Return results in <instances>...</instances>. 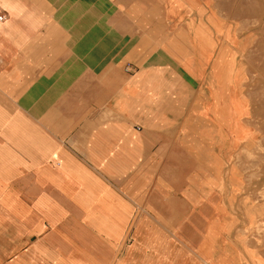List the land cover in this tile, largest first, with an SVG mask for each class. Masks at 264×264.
<instances>
[{
	"label": "crops",
	"instance_id": "crops-1",
	"mask_svg": "<svg viewBox=\"0 0 264 264\" xmlns=\"http://www.w3.org/2000/svg\"><path fill=\"white\" fill-rule=\"evenodd\" d=\"M128 1L0 0V264H264L246 34Z\"/></svg>",
	"mask_w": 264,
	"mask_h": 264
},
{
	"label": "rangeland",
	"instance_id": "rangeland-1",
	"mask_svg": "<svg viewBox=\"0 0 264 264\" xmlns=\"http://www.w3.org/2000/svg\"><path fill=\"white\" fill-rule=\"evenodd\" d=\"M102 1V2H101ZM109 5H115V0H107ZM105 0H92L91 6L93 10V26L97 27L99 22V14L95 15V11L98 10L100 4H105ZM124 5H134L139 7L137 9L140 13H125L123 14L122 22L125 23L123 43H126L129 36H136L135 30H130L127 22H135L142 20V9L148 6V10L155 13V20L157 25L163 22V15L161 12V5L159 0H129ZM124 11H130L131 8L123 7ZM214 15L218 17L220 23L226 28L227 33L233 32L236 36V32L246 34L248 40L245 45H241L240 49L243 50L249 43V47H246L245 57L246 65L249 67L250 75L247 85L251 86V98L254 103L264 104V0H214ZM96 17V18H94ZM140 17V19H137ZM116 15H108L109 27L107 33L109 39L111 35L119 32L114 30L115 25L111 22H115ZM201 16L198 15L197 20H200ZM97 24H94V23ZM235 29V30H234ZM93 32L100 33L99 29L93 30ZM158 33H161L158 34ZM97 34V35H98ZM162 37V30H156V44H158V38ZM238 51H236V55ZM238 62V61H237ZM264 107V106H263ZM264 112V111H263ZM257 123L264 124V115H259ZM261 126V125H260ZM262 136H264V125H262ZM259 151L264 152V142L258 147Z\"/></svg>",
	"mask_w": 264,
	"mask_h": 264
},
{
	"label": "built area",
	"instance_id": "built-area-1",
	"mask_svg": "<svg viewBox=\"0 0 264 264\" xmlns=\"http://www.w3.org/2000/svg\"><path fill=\"white\" fill-rule=\"evenodd\" d=\"M6 19H7V15H6V13L3 12V11L0 9V23H1V22H4Z\"/></svg>",
	"mask_w": 264,
	"mask_h": 264
}]
</instances>
